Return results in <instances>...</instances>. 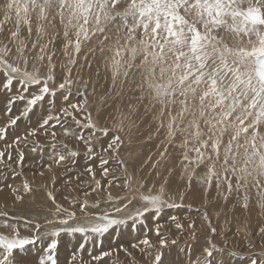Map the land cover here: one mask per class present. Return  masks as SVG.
Listing matches in <instances>:
<instances>
[{
    "label": "snow or ice",
    "instance_id": "snow-or-ice-1",
    "mask_svg": "<svg viewBox=\"0 0 264 264\" xmlns=\"http://www.w3.org/2000/svg\"><path fill=\"white\" fill-rule=\"evenodd\" d=\"M0 264H264V0H0Z\"/></svg>",
    "mask_w": 264,
    "mask_h": 264
}]
</instances>
